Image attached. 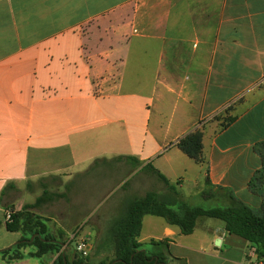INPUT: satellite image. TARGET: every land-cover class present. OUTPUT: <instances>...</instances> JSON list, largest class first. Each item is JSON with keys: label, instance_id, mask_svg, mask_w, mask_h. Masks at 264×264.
<instances>
[{"label": "crops", "instance_id": "crops-1", "mask_svg": "<svg viewBox=\"0 0 264 264\" xmlns=\"http://www.w3.org/2000/svg\"><path fill=\"white\" fill-rule=\"evenodd\" d=\"M196 128L204 163L177 146ZM51 180L66 199L101 180L87 209L150 192L260 209L264 0H0V212L35 205ZM149 216L139 242L179 249L169 264H264L222 221L197 237L206 217L190 235L162 218V237L143 238Z\"/></svg>", "mask_w": 264, "mask_h": 264}, {"label": "trees", "instance_id": "trees-1", "mask_svg": "<svg viewBox=\"0 0 264 264\" xmlns=\"http://www.w3.org/2000/svg\"><path fill=\"white\" fill-rule=\"evenodd\" d=\"M232 121L233 119L228 120L227 125ZM203 137L202 129L196 128L181 138L177 146L197 163H204ZM134 161L139 162L137 159ZM149 168L154 170L152 165ZM154 171L159 178L167 182L162 174L157 170ZM254 183L255 180L252 181V184ZM46 194L48 193L44 195ZM42 198H39L35 205H25L21 210L15 211L12 222L5 223L7 231L20 232L22 237L2 254L12 252L14 260H22L26 257L23 249L33 246L36 252L32 253L31 257L42 258L59 251L60 254L53 264H94L88 259L73 256L67 248L62 250L65 244L48 234L46 223L31 211ZM148 215L165 219L169 225L178 227L184 235L194 232L197 220L201 217L220 220L229 234L248 241L255 248L257 259L264 263V200L259 210L239 200H234L230 206L215 208L193 207L180 202L178 210H175L155 193L150 192L143 197H134L128 201L122 214L113 223V257L109 262L102 260L99 264H169V258L165 254H148L139 242L143 220ZM157 244L169 247L163 241ZM67 247L69 248V245Z\"/></svg>", "mask_w": 264, "mask_h": 264}, {"label": "rangeland", "instance_id": "rangeland-1", "mask_svg": "<svg viewBox=\"0 0 264 264\" xmlns=\"http://www.w3.org/2000/svg\"><path fill=\"white\" fill-rule=\"evenodd\" d=\"M100 181H88L81 192V198L68 197L64 198L62 190L58 187V182L51 180L46 182L48 187V194L44 195L42 200L31 211L36 215H39L44 223L47 225L48 234L54 238L59 239L65 245L62 250H67L73 255L78 256L81 259H88L94 264H99L100 261H108L113 257V238L112 227L114 221L122 214L124 209H102L101 207H107L114 198H110L106 203L97 205V209L89 208V201H86L84 195L88 191L93 190ZM128 185V184H127ZM126 184L121 187L117 195H123V191L127 189ZM118 195V196H119ZM79 196V192H78ZM67 197V196H66ZM105 200V197H103ZM102 199V200H103ZM88 200V199H87ZM76 203V204H75ZM71 205V206H70ZM76 205V206H75ZM223 204L216 203L211 207L205 206V208L223 207ZM74 207V208H73ZM76 208V209H75ZM101 208V209H100ZM178 210V208H174ZM259 210V209H255ZM0 212V264H53L57 259L60 252H52L45 255L42 258L31 257L32 253L36 252V248L33 246L23 249V253L26 256L22 260H14L13 253H5L15 243L19 242L22 237L20 232H9L5 229V214ZM154 221L160 224L158 228L154 230L148 229V221ZM221 222L212 218H201L196 230V235L203 234L205 224H211L214 222ZM164 220L159 217L149 216L146 218L142 237L147 238L148 234H153L158 238L162 237V228ZM32 239V238H31ZM87 239L91 245V251L87 256H82L77 250L76 245L79 241ZM158 239H147L144 242V250L148 254L163 253L169 259L172 255L179 252L177 248H168L164 244H157ZM69 245V248L67 247ZM67 248V249H66ZM257 256V255H256ZM173 264H185L184 262H175Z\"/></svg>", "mask_w": 264, "mask_h": 264}, {"label": "built area", "instance_id": "built-area-1", "mask_svg": "<svg viewBox=\"0 0 264 264\" xmlns=\"http://www.w3.org/2000/svg\"><path fill=\"white\" fill-rule=\"evenodd\" d=\"M14 213H15V210L13 208L5 209L4 214H5L6 222H12ZM76 250L82 256H87L91 251V245L87 239H83L77 243ZM255 252H256L255 248H252V255L256 256Z\"/></svg>", "mask_w": 264, "mask_h": 264}, {"label": "water", "instance_id": "water-1", "mask_svg": "<svg viewBox=\"0 0 264 264\" xmlns=\"http://www.w3.org/2000/svg\"><path fill=\"white\" fill-rule=\"evenodd\" d=\"M34 239V237H32V239L31 240H33ZM256 257H258V256H256Z\"/></svg>", "mask_w": 264, "mask_h": 264}]
</instances>
